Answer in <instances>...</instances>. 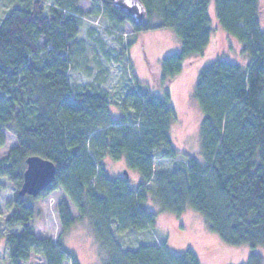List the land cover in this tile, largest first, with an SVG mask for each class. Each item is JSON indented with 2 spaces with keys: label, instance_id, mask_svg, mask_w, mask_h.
Segmentation results:
<instances>
[{
  "label": "trees",
  "instance_id": "obj_1",
  "mask_svg": "<svg viewBox=\"0 0 264 264\" xmlns=\"http://www.w3.org/2000/svg\"><path fill=\"white\" fill-rule=\"evenodd\" d=\"M12 1H6L10 10L0 21V148L4 131L16 145L0 159V178L19 189L25 159L33 155L53 162L56 174L38 196L16 193L6 204L8 212L0 218L2 264L27 263L33 255L42 256L45 264H79L60 237L53 241L37 235L44 219L40 201L57 188L79 216L60 202L62 233L77 221L86 223L107 255L103 264H200L191 250L175 255L146 246L120 249L114 234L156 227L157 214L146 208L150 199L165 212L195 211L227 245L264 250L260 0H140L148 12L144 27L134 26L112 0H88L91 13L113 30L125 23L136 34L171 30L180 43V50L164 56L159 66L148 65L150 88L134 78L133 89L116 104L104 91H73L69 83L74 49L82 45L79 27L89 14L80 0ZM211 11L219 28L239 44L246 63L216 59L198 73L192 93L201 112L195 155L172 145L177 116L169 87L188 59L204 55L212 34ZM106 158L123 160L137 173L136 187L125 175L109 176ZM263 263L252 252L243 264Z\"/></svg>",
  "mask_w": 264,
  "mask_h": 264
},
{
  "label": "rangeland",
  "instance_id": "obj_2",
  "mask_svg": "<svg viewBox=\"0 0 264 264\" xmlns=\"http://www.w3.org/2000/svg\"><path fill=\"white\" fill-rule=\"evenodd\" d=\"M6 1L0 0V21L10 10ZM81 1L82 9L89 14L82 18L77 37L79 41H82V45L74 49V61L68 74L73 91L81 89L104 91L116 104L133 89L134 78L144 87L150 88L152 81L148 65L153 68L159 66L164 56L180 50V43L175 34L171 30L136 34L129 23L113 30L103 18L91 13L93 7L88 0H80L79 5ZM260 1L263 8L260 21L264 29V0ZM13 2L17 0L11 3ZM47 5L45 3L46 7ZM211 14L212 34L204 55L188 59L183 72L169 87L170 98L177 116L172 145L179 151L186 149L195 155L200 151L198 129L201 112L192 93L198 73L216 59L246 63V58L240 53L239 44L219 28L212 11ZM152 16V20L155 19L154 12ZM124 46L127 47L125 56L119 60L118 54ZM127 58L129 64L125 65ZM114 104L110 105V110L117 114ZM4 137V145L0 148V159L16 145L12 134L4 131ZM103 162L109 176H124L123 172L126 170L131 187H136L139 177L137 173L126 168L123 160L114 161L106 158ZM17 191L18 189L10 181L0 178V218L7 214L6 204L13 199ZM62 201L68 204L73 217H79L65 193L57 188L40 201L44 219L37 235L42 238L48 237L53 241H57L60 237L62 244L74 253L79 264H103L107 255L100 251L86 223L77 221L68 232L62 233L57 215V206ZM146 208L157 214L156 227L146 231L114 234L115 241L121 250H137L141 246H146L153 250L167 249L175 255L191 250L198 256L200 264H243L252 252L261 255L264 260L262 248H251L249 245L235 247L223 243L207 228L201 215L193 210L187 209L179 215L165 212L151 199ZM1 252L2 243L0 242V264H2ZM23 264H45V260L40 255H33L27 263ZM63 264L70 263L66 261Z\"/></svg>",
  "mask_w": 264,
  "mask_h": 264
},
{
  "label": "water",
  "instance_id": "obj_3",
  "mask_svg": "<svg viewBox=\"0 0 264 264\" xmlns=\"http://www.w3.org/2000/svg\"><path fill=\"white\" fill-rule=\"evenodd\" d=\"M115 9L126 13L134 26L144 27L148 22V12L140 0H112ZM56 167L53 162L33 155L25 159L23 181L17 191L19 197L38 196L55 179ZM123 174L128 178V173Z\"/></svg>",
  "mask_w": 264,
  "mask_h": 264
},
{
  "label": "crops",
  "instance_id": "obj_4",
  "mask_svg": "<svg viewBox=\"0 0 264 264\" xmlns=\"http://www.w3.org/2000/svg\"><path fill=\"white\" fill-rule=\"evenodd\" d=\"M81 8H83V3H82V1H81V3H80V5H79ZM84 10V9H83Z\"/></svg>",
  "mask_w": 264,
  "mask_h": 264
}]
</instances>
